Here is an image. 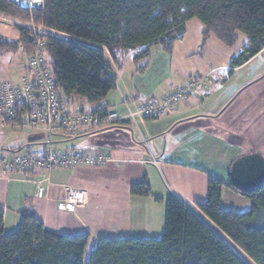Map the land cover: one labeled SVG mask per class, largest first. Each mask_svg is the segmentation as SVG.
<instances>
[{
  "label": "crops",
  "instance_id": "0c3cea01",
  "mask_svg": "<svg viewBox=\"0 0 264 264\" xmlns=\"http://www.w3.org/2000/svg\"><path fill=\"white\" fill-rule=\"evenodd\" d=\"M24 26L36 28L0 16V40H20L19 28ZM205 31L203 22L190 19L170 52L155 45L139 64L134 60V51H115L113 55L107 50L109 56L105 53V59L117 85L111 92H118L121 102L108 100L111 92L106 101L122 121L118 126L101 123L93 131L71 138L76 143L82 138L80 150L62 144L67 138L57 136L54 140L57 150L69 149L85 155L105 150L109 160L104 165L56 168L50 172L7 171L4 161L14 153L40 150L43 146H38L40 142H27L23 146L11 145L10 149L0 147V208L4 210L6 233L19 226L21 210L31 208L53 231L89 234L86 251H91L102 237L158 238L165 230V200L170 195L201 215L197 203L207 198L210 175L228 184L232 163L238 157L251 152L264 156V49L230 73V62L248 45V37L238 32L237 43L230 47L210 34L203 44ZM53 35L60 36L56 32ZM24 57L23 47L0 51V80L20 83L25 73ZM205 73L209 81L169 111L128 117L126 100L136 111L140 101L160 100ZM75 96L70 100L73 105ZM88 106L92 110L89 103ZM7 128L11 127L0 131ZM144 176L150 181L152 195L133 196L131 186ZM38 181L48 186L47 197H37ZM65 187L85 191L86 204L75 212L59 209ZM221 205L245 212L251 201L225 186Z\"/></svg>",
  "mask_w": 264,
  "mask_h": 264
},
{
  "label": "trees",
  "instance_id": "16d2710c",
  "mask_svg": "<svg viewBox=\"0 0 264 264\" xmlns=\"http://www.w3.org/2000/svg\"><path fill=\"white\" fill-rule=\"evenodd\" d=\"M2 15L36 28L20 27L16 42L1 39L0 51L23 47L25 55L31 54L40 36L35 30L47 29L45 51L59 93L67 103L73 95L85 99L93 107L88 112L99 120L113 113L106 97L117 87L105 50L113 55L134 51L139 64L155 45L170 52L193 18L206 27L203 44L210 34L230 47L238 32L248 37V45L232 58L230 73L264 49V0H45L38 7L0 0ZM225 186L249 199L251 207L245 212L223 208ZM131 194L152 195L149 179L133 184ZM165 203L161 237H102L87 259L89 234L53 231L31 208H23L19 226L6 233L0 208V264H249L247 258L264 264V186L241 192L210 175L207 198L197 203L201 215L175 195Z\"/></svg>",
  "mask_w": 264,
  "mask_h": 264
},
{
  "label": "built area",
  "instance_id": "2783aa9c",
  "mask_svg": "<svg viewBox=\"0 0 264 264\" xmlns=\"http://www.w3.org/2000/svg\"><path fill=\"white\" fill-rule=\"evenodd\" d=\"M14 1L28 7H38L45 0ZM35 32L40 36L37 37L32 53L25 55L22 61L25 73L21 82L16 84L0 80V129L13 127L26 129L30 134L41 133L44 135L40 141L43 148L14 153L4 161L5 170L34 172L43 169L50 172L56 168L104 165L109 160L105 150L94 155L69 149L57 150L54 148V140L63 133L68 137H78L82 133L93 131L101 123L118 126L122 119L116 113H110L104 120H99L98 116L76 110L72 103H67L55 85L54 68L48 63L43 35L49 34V31L39 27ZM207 81L208 73L195 76L186 85L176 88L160 100L140 101L136 111L126 102L128 117L134 119L138 115L155 116L169 111ZM36 195L39 198L47 197L48 186L43 181L37 182ZM86 202L85 191L65 187L64 196L58 201V208L75 212Z\"/></svg>",
  "mask_w": 264,
  "mask_h": 264
},
{
  "label": "water",
  "instance_id": "95a60500",
  "mask_svg": "<svg viewBox=\"0 0 264 264\" xmlns=\"http://www.w3.org/2000/svg\"><path fill=\"white\" fill-rule=\"evenodd\" d=\"M44 138L41 133L30 134L28 143L34 144ZM230 182L241 192H254L264 186V156L251 152L238 157L230 169Z\"/></svg>",
  "mask_w": 264,
  "mask_h": 264
},
{
  "label": "rangeland",
  "instance_id": "374dc122",
  "mask_svg": "<svg viewBox=\"0 0 264 264\" xmlns=\"http://www.w3.org/2000/svg\"><path fill=\"white\" fill-rule=\"evenodd\" d=\"M60 35L62 37L63 36H66L64 33H60ZM105 53H106L107 56H109V53H108L107 50H105ZM131 65H133V63H131ZM1 67H4L3 64L1 65ZM119 99L120 98H119L118 92H111V94L108 97V100H111V101H114V102H117V103H120L121 102V100H119ZM74 102H75L74 103V107L76 109H77V107H79V108H84V110H87V111H90L91 110L90 107L88 106L87 101H85L81 97L75 96L74 97ZM29 135H30V133H29L28 130L21 129V128H12L11 127V128H7L5 130H2V131H0V147L5 145V147H3V148L10 149V148H12L11 145L14 146V144H21L22 143V146L23 145H26L27 142H28V136ZM80 140L81 141H79L78 143H76L75 142L76 140H74V139H68L67 138L62 144H65V146H67V147H75L76 146L75 149L80 150L78 145H79V143L81 144L83 142L82 141V138ZM39 144H41V145H38V146H40V147L43 146L42 145V142L39 143ZM226 239H227V237H226ZM96 244L97 243H95V246H96ZM89 252L90 251H86L85 259L88 258ZM248 261H250V260H248Z\"/></svg>",
  "mask_w": 264,
  "mask_h": 264
}]
</instances>
